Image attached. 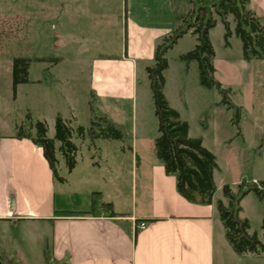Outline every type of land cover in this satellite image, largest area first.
<instances>
[{
    "label": "rangeland",
    "instance_id": "obj_1",
    "mask_svg": "<svg viewBox=\"0 0 264 264\" xmlns=\"http://www.w3.org/2000/svg\"><path fill=\"white\" fill-rule=\"evenodd\" d=\"M192 1L174 0L175 13L182 18L176 25L184 27L191 22L190 15L201 4L209 9L216 21L208 31V38L214 50L213 77L220 83V89L202 86L197 61L181 59L198 43L197 36L187 32L164 51L168 66L163 72L162 92L169 105L188 123L189 136L200 138L202 145L215 155V201L220 199L228 204L232 200L235 207L238 204L239 216L248 221V232L264 241L261 227L264 193L260 197L250 189L254 185L259 187L264 179V57L245 60L233 16H226L231 33L225 39L226 29L212 6L213 0ZM40 5L38 0H0V135L25 129L35 136L34 123L42 121L47 128L46 135L53 138L55 117L60 115L73 128L71 140L77 146V167L69 177L66 159L58 150L59 142L55 141L57 201L73 207L86 203L89 208L104 203L108 211L139 209V193L137 191L136 199L133 193L131 158L132 152L143 157L154 154L143 139L145 135L154 138L158 135L146 72L147 66L154 65V58L147 64L139 63L137 69L135 140L132 141L131 134L125 130V124H130L127 102L122 103L126 116H116L114 111L113 117L105 114L123 127L125 138H91L86 132L83 137L78 136V126L86 129L90 126V103L94 114H103L90 98V63L99 48L89 45L75 52L69 45H58L54 22L52 18L46 20L40 16ZM256 15L264 28V13L256 12ZM171 36L166 44L170 43ZM107 38L109 42L102 43V51H116L114 35L109 34ZM14 57L30 58L28 81L18 83L15 91L12 87ZM53 58L59 60L55 62ZM93 161L101 167L100 174L105 176L102 181L97 180L99 171L93 174L97 175L95 178L91 176L89 163L93 166ZM85 176L89 181L96 180V188L103 184L101 193L90 191ZM120 183L124 191L121 196L114 193V185ZM137 184L139 186V180ZM224 185L229 187L233 199L224 196ZM220 222L218 224H222ZM9 226L0 222V264H53L49 261L48 247H44L43 224L20 221L17 226ZM222 238L230 252L223 251L226 264H235L237 260L240 264H264V252L238 255L224 235ZM217 250L218 247L216 255Z\"/></svg>",
    "mask_w": 264,
    "mask_h": 264
},
{
    "label": "crops",
    "instance_id": "obj_2",
    "mask_svg": "<svg viewBox=\"0 0 264 264\" xmlns=\"http://www.w3.org/2000/svg\"><path fill=\"white\" fill-rule=\"evenodd\" d=\"M38 1L40 16L54 22L58 45H69L75 52L89 45L99 48L90 63V98L111 117L113 111L126 116L122 103H129L130 124L125 130L133 141L137 69L139 63L153 60L156 46L177 24L174 0ZM248 8L263 14L264 0H249ZM109 34L116 39V51L105 52L101 45L109 42ZM143 139L154 153V137ZM132 154L133 193L135 199L139 193L140 208L111 210L112 215L104 203L89 208L86 203L73 207L57 201L42 149L29 138L0 135V222L8 227L20 221L43 224L44 247L53 264H226L223 251L230 252L215 199L211 204L188 202L154 154ZM89 165L91 176L99 171L97 180L102 181L100 165L96 161ZM76 167L77 161L69 177ZM85 177L90 191L101 193L103 184L97 189L96 180ZM122 192L121 183L114 185L116 195Z\"/></svg>",
    "mask_w": 264,
    "mask_h": 264
},
{
    "label": "trees",
    "instance_id": "obj_3",
    "mask_svg": "<svg viewBox=\"0 0 264 264\" xmlns=\"http://www.w3.org/2000/svg\"><path fill=\"white\" fill-rule=\"evenodd\" d=\"M188 1L193 2L192 0ZM248 3L249 0H213L212 3L215 12L221 17L226 29L225 39L231 33L226 16H233L235 33L241 39L242 54L245 60L264 57V28L259 17L248 8ZM190 18H192V21L186 23L184 27L175 25L169 35L171 36L174 33L171 36L170 43L166 44L168 41L167 36L162 40V43L156 46L154 65L146 67L154 102V113L158 122V135L153 140V150L155 157L163 165L165 173L175 177L176 190L185 200L196 204H211L216 190L213 176L217 168L215 155L202 145L200 138L189 136L188 123L182 120L178 111L169 105L162 92L163 72L168 66L164 51L187 32L195 34L198 43L194 49L182 55L181 59L186 62L190 59L197 61L199 83L202 86L220 89V83L213 77L215 71L212 63L214 50L208 38V31L215 25L216 21L210 14L209 9L202 4L196 8L195 13L192 12ZM180 19H182L181 16H175L176 23ZM53 59L58 61V58ZM29 66L30 58H13L12 87L14 91L18 83L28 81ZM90 110L92 112L90 126L87 129L78 126L76 130L78 136L83 137L86 132L91 138L122 139L126 137L121 125L112 121L105 114H94L95 109L91 103ZM34 126L36 127L35 136L25 129H20L14 133V137L29 138L42 149L53 178L57 177L55 141H58V150L66 159L68 171H71L76 165L77 146L71 140L73 128L69 123L60 115H56L53 138L46 135L47 128L44 122L37 121ZM61 179L63 180V178ZM250 189L261 197L264 193V179L259 183V187L254 185ZM223 193L224 196L233 199L227 185L223 186ZM240 199L241 197H238V200ZM215 204L219 219L224 227L225 238L236 254L264 252V241L256 234L248 232V221L239 216L240 207L238 204L235 207L232 200L228 204H224L220 199ZM111 214L114 215V212L111 211ZM261 227L264 237V220Z\"/></svg>",
    "mask_w": 264,
    "mask_h": 264
},
{
    "label": "water",
    "instance_id": "obj_4",
    "mask_svg": "<svg viewBox=\"0 0 264 264\" xmlns=\"http://www.w3.org/2000/svg\"><path fill=\"white\" fill-rule=\"evenodd\" d=\"M10 202H11V204L13 205V197H11Z\"/></svg>",
    "mask_w": 264,
    "mask_h": 264
}]
</instances>
